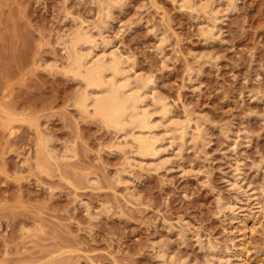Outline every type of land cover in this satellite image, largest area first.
<instances>
[{
  "label": "rangeland",
  "instance_id": "obj_1",
  "mask_svg": "<svg viewBox=\"0 0 264 264\" xmlns=\"http://www.w3.org/2000/svg\"><path fill=\"white\" fill-rule=\"evenodd\" d=\"M106 1L0 0V264H264V0H215L216 17L112 0L102 23ZM79 28L132 59L185 141L161 127L145 163L79 111Z\"/></svg>",
  "mask_w": 264,
  "mask_h": 264
},
{
  "label": "bare ground",
  "instance_id": "obj_2",
  "mask_svg": "<svg viewBox=\"0 0 264 264\" xmlns=\"http://www.w3.org/2000/svg\"><path fill=\"white\" fill-rule=\"evenodd\" d=\"M107 1L105 2L106 4L101 3L102 6L101 4L99 5V8L101 6V11H99L101 15L100 13L99 15L102 23L104 19L110 17L112 5L116 3L112 2L111 5L109 2L112 0ZM182 1L185 2L182 3L183 5L187 4V7L192 10H208L205 12L208 14L210 12V16L212 13L215 15V3L217 0H208L205 3H200L199 0ZM90 29L92 30L93 28ZM90 29L81 28L80 30H75L72 33L73 35H70L71 38L67 42L68 45L66 44L67 48H64L65 50L67 49L66 53H68L66 72L82 80L84 82L83 85H85L82 89L83 91L76 98L79 111L91 113L100 119L105 126L107 125L106 127H112V129L116 130L119 135L124 136L130 133L129 135H131L130 137L136 145L135 152L137 156L134 155V157L137 160L138 158L142 159L143 162H145L146 158L154 160L152 159L153 157L160 155L162 142L166 141L161 137L166 136V134H162L163 131L169 133L170 137L167 135V138H171L172 141L175 140L173 138L174 135L177 137L176 134H178L180 140L182 138L185 141L184 138L188 130H183L184 125H174L172 123L173 117H171V113L169 114L170 110L169 112L167 110L168 103L166 104L158 98L154 91V86L146 78L147 75L144 78L138 76L137 71H134L135 64L131 58L123 57L121 54L119 56L117 55L118 53L110 52V54H106L107 52H103L102 55L98 53L95 50L97 42L95 43L93 40ZM107 55H111L110 58H107ZM161 127L163 131L160 130ZM126 131L130 132L127 133ZM126 135L124 139H126ZM171 145H174L173 142ZM49 153L50 155L52 154L51 152ZM140 159L139 162L141 161ZM232 180L237 182L236 177Z\"/></svg>",
  "mask_w": 264,
  "mask_h": 264
}]
</instances>
